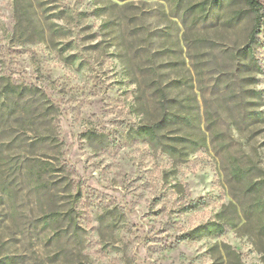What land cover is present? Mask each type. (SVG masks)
Segmentation results:
<instances>
[{
  "label": "rangeland",
  "instance_id": "obj_1",
  "mask_svg": "<svg viewBox=\"0 0 264 264\" xmlns=\"http://www.w3.org/2000/svg\"><path fill=\"white\" fill-rule=\"evenodd\" d=\"M201 1L0 0V264H264V11Z\"/></svg>",
  "mask_w": 264,
  "mask_h": 264
},
{
  "label": "trees",
  "instance_id": "obj_2",
  "mask_svg": "<svg viewBox=\"0 0 264 264\" xmlns=\"http://www.w3.org/2000/svg\"><path fill=\"white\" fill-rule=\"evenodd\" d=\"M246 1L249 4L251 10H244V9L237 10L234 13L233 17L231 18V22L239 23L243 20L244 16L251 14L253 15V17L251 16L253 26H255V24L257 23V18L254 17V14L256 15L258 14V16H260V12L262 10L264 11V4L260 0H246ZM224 3L236 6L239 4H244L245 0H204V1L192 4L189 7V11L198 14L201 19L207 20L211 12L213 11V9L217 5L224 4ZM255 42H256V38L253 37V35L251 34V38L249 39L247 44L240 49V52L244 53V56L248 57L249 59L252 58V55H253L252 45H254ZM242 173L245 174V171L243 170Z\"/></svg>",
  "mask_w": 264,
  "mask_h": 264
}]
</instances>
